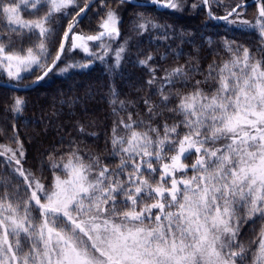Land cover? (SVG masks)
Instances as JSON below:
<instances>
[{
	"label": "snow or ice",
	"instance_id": "1",
	"mask_svg": "<svg viewBox=\"0 0 264 264\" xmlns=\"http://www.w3.org/2000/svg\"><path fill=\"white\" fill-rule=\"evenodd\" d=\"M255 4L249 21L240 18L238 9L247 5L239 2L217 16L210 0H117V8L100 0V30L84 34L77 27L95 0H0V68L12 81L4 86L28 91L50 73L87 70L97 61L119 70L128 42L116 48L105 43L121 36L117 9L177 13L203 7L209 20L233 32L258 30L264 40V0ZM57 20L66 22L60 33ZM170 30L135 13L138 33L160 31L169 39ZM12 34L26 35L30 43L17 46ZM207 43L228 58L205 69L190 56L186 64L165 69L159 101L144 99L147 119L128 112L113 123L110 143L118 165L96 155L85 162L71 142L66 156H49L51 177L37 176L23 168L24 143L12 125L8 138L15 147L0 144V157L22 178L24 194L0 192V264H264V47L252 49L226 35ZM77 50L86 62H69ZM182 55L173 52L176 60ZM154 59L149 52L138 60L148 69V87L158 81ZM24 73L34 77L31 83H24ZM111 93L115 104L117 94ZM26 106L23 97L12 96L6 111L20 116ZM120 108L126 110L123 102ZM165 111L180 119L157 124ZM0 133L7 136L5 128ZM191 156L196 158L189 167L184 160ZM249 221L262 227L245 245L241 232Z\"/></svg>",
	"mask_w": 264,
	"mask_h": 264
},
{
	"label": "trees",
	"instance_id": "2",
	"mask_svg": "<svg viewBox=\"0 0 264 264\" xmlns=\"http://www.w3.org/2000/svg\"><path fill=\"white\" fill-rule=\"evenodd\" d=\"M242 1L246 0H210L212 10L217 16L225 15L227 6H234ZM79 2L83 4V0ZM191 2L192 0H189V3ZM105 3L110 8H117V0H105ZM117 10L122 19L121 36L118 41H105V43H111L112 48H116L119 44L128 42L125 59L119 70L109 71L104 64L97 61L87 70L70 69L68 73L62 75L50 74L45 81L32 90L15 91L0 87V128L7 130V136L0 133V144L15 147L8 138L12 134V125L15 124L26 152L22 165L28 172L37 176L42 172L45 177L50 178L52 173L48 171L49 156L53 155L57 160L60 156H66L71 142L79 146L85 162H88L89 155H96L105 164L118 165L119 157L112 155L110 143L113 123L118 117L126 118L128 112L133 113L134 119L136 113H139L141 118L147 119L144 99L151 98L154 103L159 101V78L164 76L165 69L177 64H186L190 56L198 59L201 67L205 69L213 61L219 63L226 60L227 54L214 45H209L208 38L218 41L225 35L230 38L235 36L238 37L239 43L249 48L264 47V40L261 39L258 30L233 32L230 30L232 26L209 20L207 11L203 7L195 11L186 9L177 13L151 7L127 12L123 9ZM104 12L100 2L96 3L77 27V31L84 34L98 33ZM136 12H143L160 24L170 25L174 32L170 30L169 39H164L160 31H153L150 34L138 33L135 31ZM245 14L254 20L256 4L245 9ZM24 16L33 18L29 11H25ZM61 25L66 26V22L57 20L58 33L61 32ZM12 35L17 46L23 44L26 47L30 43L26 35L22 39L17 34ZM173 36L175 38H172ZM192 37H195V42L188 43L187 41ZM92 48L93 51L98 50L95 45ZM174 51H182L183 55L176 60L173 58ZM149 52L155 57L152 64L157 68L158 77L157 83L152 87L146 84L150 78L148 69L138 64V60L143 59L144 54ZM73 60L86 62L87 58L84 53L77 50L69 57V62ZM24 75L26 76L25 84L31 83L34 79L28 73ZM0 79L7 81L6 72L2 68H0ZM111 89H114L117 94L115 104L110 102L113 99ZM12 96H21L27 101V106L20 116L6 111L7 101ZM120 102L124 103L126 110H121ZM173 119L179 120L180 117H174L172 113L165 111L161 117L157 118L156 123L162 124L165 120L171 123ZM81 125L84 127L83 132L79 131ZM195 158L191 156L184 160V163L190 167ZM192 174L191 171L188 172L189 176ZM5 188L10 192L18 190L21 196L24 194L22 178L12 171V166L6 164L3 157H0V192ZM250 225L251 221L244 224L241 232V242L245 245L258 237L262 227L259 221L255 226Z\"/></svg>",
	"mask_w": 264,
	"mask_h": 264
},
{
	"label": "water",
	"instance_id": "3",
	"mask_svg": "<svg viewBox=\"0 0 264 264\" xmlns=\"http://www.w3.org/2000/svg\"><path fill=\"white\" fill-rule=\"evenodd\" d=\"M98 2H100V0H95V4L98 3ZM145 2H146V1H145ZM241 3H245V4L247 5L246 7H250V6H252V5H255V0H247V1H243V2H241ZM205 9H206V11H208L207 8H205ZM240 10H241V9H238V11H240ZM89 12H90V11H89ZM89 12H88V13H89ZM87 15H88V14H87ZM221 16H223V15H221ZM85 18H86V17H85ZM85 18H84V19H85ZM84 19H83V20H84ZM83 20H81V22H82ZM81 22H80V23H81ZM80 23H79V25H80ZM79 25H78V26H79ZM50 74H51V73H50ZM50 74H49V75H50ZM46 79H47V78H45V80H46ZM41 83H42V82H41ZM7 84H11V83L8 82V81H4V80H1V79H0V87H5L4 85H7ZM36 87H38V86H36ZM36 87H33L32 89H35ZM5 88L12 89V88H10V87H5ZM32 89H30V90H32ZM12 90H13V89H12Z\"/></svg>",
	"mask_w": 264,
	"mask_h": 264
},
{
	"label": "rangeland",
	"instance_id": "4",
	"mask_svg": "<svg viewBox=\"0 0 264 264\" xmlns=\"http://www.w3.org/2000/svg\"><path fill=\"white\" fill-rule=\"evenodd\" d=\"M245 9H247V8H245ZM245 9L243 10L242 9V11H241V19H246V20H249V21H254V20H252L253 18L252 17H247L246 16V14H245ZM256 13H257V9H256ZM96 44V42H93V44L91 45V47L92 46H94ZM80 52V51H79ZM82 53V52H81ZM83 54V53H82ZM8 82H10V83H12V81H10L9 79H8V77H7V79H6Z\"/></svg>",
	"mask_w": 264,
	"mask_h": 264
},
{
	"label": "bare ground",
	"instance_id": "5",
	"mask_svg": "<svg viewBox=\"0 0 264 264\" xmlns=\"http://www.w3.org/2000/svg\"><path fill=\"white\" fill-rule=\"evenodd\" d=\"M242 2H243V1H242ZM240 3H241V2H240ZM245 8H248V7H245ZM245 8H244V9H245Z\"/></svg>",
	"mask_w": 264,
	"mask_h": 264
}]
</instances>
